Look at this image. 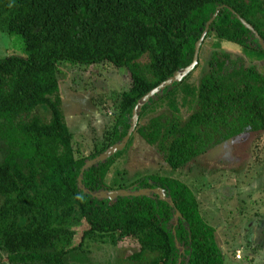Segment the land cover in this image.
<instances>
[{
    "label": "trees",
    "instance_id": "1",
    "mask_svg": "<svg viewBox=\"0 0 264 264\" xmlns=\"http://www.w3.org/2000/svg\"><path fill=\"white\" fill-rule=\"evenodd\" d=\"M216 12L205 41L216 35L246 53L264 54L241 22L264 41V0H0V29L23 43L22 55L0 59V252L9 264H67L65 258L89 240L118 245L128 238L139 244L128 258L134 263L153 254L147 264H225L216 229L204 221L194 192L182 181L155 174L111 189L106 178L113 157L83 170L123 141L146 94L192 64L196 43ZM61 64H109L130 78L114 101L117 121L109 142L88 157L75 155ZM39 108L50 118L43 119ZM137 132L161 148L172 169L244 133L261 138L264 74L241 57L215 51L188 120L159 116ZM80 178L89 193L79 187ZM106 190L152 192L114 201L92 195ZM77 229L82 232L75 245Z\"/></svg>",
    "mask_w": 264,
    "mask_h": 264
},
{
    "label": "rangeland",
    "instance_id": "2",
    "mask_svg": "<svg viewBox=\"0 0 264 264\" xmlns=\"http://www.w3.org/2000/svg\"><path fill=\"white\" fill-rule=\"evenodd\" d=\"M22 47L21 39L0 29V59L22 55ZM215 51L241 57L246 66H256L264 74V54L253 51L246 53L242 47L216 35L204 40L199 67L182 82L175 83L179 85L170 92L169 97L160 98L162 94L158 95L147 102L154 104L145 114L142 111L143 115L138 113L136 127L128 142L111 155L114 163L106 178V185L114 189L155 174L178 179L192 189L204 221L216 229L225 264H264V153L259 152L264 136L259 134V138L258 134L244 133L211 148L181 168L172 169L165 163L161 148L148 145L137 132L139 126L159 116L168 115L172 119L179 118L181 122L188 120L196 107L200 80L207 72L209 58ZM59 66L63 110L73 133L75 155L88 157L109 142L107 137L113 132L117 121L114 101L120 92L129 88L130 78L124 69L118 70L109 64ZM37 113L43 119L50 118L46 108H39ZM131 126L130 121L129 130ZM3 146L0 143V162ZM114 146L116 144L105 152ZM118 153L120 156L115 157ZM81 232L77 229L75 245ZM138 251L136 239L128 238L118 245H113L110 240H89L80 251L67 256L65 261L67 264H147L154 258L153 254H147L146 262L130 261L129 256ZM237 252H241V259H237ZM0 264H9L6 254L1 252Z\"/></svg>",
    "mask_w": 264,
    "mask_h": 264
},
{
    "label": "water",
    "instance_id": "3",
    "mask_svg": "<svg viewBox=\"0 0 264 264\" xmlns=\"http://www.w3.org/2000/svg\"><path fill=\"white\" fill-rule=\"evenodd\" d=\"M218 15V12L215 13V15L212 17V19L208 22L207 26H206V30L203 33L201 39L196 43L195 46V54H194V59L191 65H189L188 67L181 69L180 71L176 72L171 78H169L167 81L163 82L162 84H160L157 88L153 89L151 92H149L148 94H146L137 104V106L134 108L133 110V115L131 118V123H132V128L128 131L127 136L123 139V141L120 144H116V146L110 148L107 152L103 153V155H100V157L88 161L86 163V166L84 167L83 170L88 169L89 167H91L94 164H97L99 162H105L108 158L111 157V155H113L114 153L118 152L119 150H121L122 148H124V146L126 145V143L128 142L131 133L133 132L134 128L136 127V123H137V119H138V113H141L142 108L145 104H147V102L154 100L158 97V95L162 94L166 89L171 88L175 83H180L182 82L183 79H185L186 77H188L196 68V66L199 64V55H200V50L202 47V44L207 36V32L209 30L210 24L213 22V20L215 19V17ZM241 22L244 24V26L250 30L254 37L256 38V40H258L260 46L263 48L264 50V41L262 40L261 36L259 35V33L249 24H247L244 20H241ZM79 187L81 189L84 190L82 184H81V178L79 179ZM85 193H89L88 191L84 190ZM151 190H147V191H142V192H137V193H132V192H128L125 190H119V191H102L99 192L98 194H92L94 198L97 199H108L111 201L116 200L118 197H127V196H147V197H151ZM155 193L159 194L161 199L165 200V201H169V199H167L165 197V193L163 191H155ZM178 216V215H177Z\"/></svg>",
    "mask_w": 264,
    "mask_h": 264
},
{
    "label": "built area",
    "instance_id": "4",
    "mask_svg": "<svg viewBox=\"0 0 264 264\" xmlns=\"http://www.w3.org/2000/svg\"><path fill=\"white\" fill-rule=\"evenodd\" d=\"M237 259H241V252H237Z\"/></svg>",
    "mask_w": 264,
    "mask_h": 264
}]
</instances>
